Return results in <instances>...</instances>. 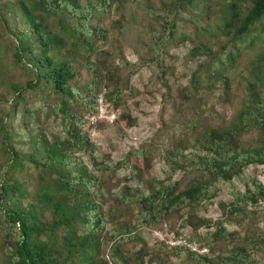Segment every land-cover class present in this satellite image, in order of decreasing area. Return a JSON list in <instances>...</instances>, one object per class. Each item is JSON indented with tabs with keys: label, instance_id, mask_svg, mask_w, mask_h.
<instances>
[{
	"label": "trees",
	"instance_id": "obj_1",
	"mask_svg": "<svg viewBox=\"0 0 264 264\" xmlns=\"http://www.w3.org/2000/svg\"><path fill=\"white\" fill-rule=\"evenodd\" d=\"M202 1H206L204 5L212 2L174 0L169 9L175 13ZM110 5L111 0H86L84 4L80 0H0V40L4 42L0 49V108L7 106L6 111L0 109V264H123V239L140 245L134 264H143L149 255L140 225L124 223L108 233L112 240L109 248L103 243L108 218L98 204L101 177L78 158L87 155L92 170L111 176L130 159L113 167L104 165L94 155L96 148L85 130L98 120V99L105 115L106 102L116 105L121 97L119 91L100 96L106 80L102 76L104 61L99 57L103 53L97 52V46L106 34L90 24L95 14H105ZM225 8L219 31L230 45L219 55L211 54L206 43L193 46L191 53L210 57L207 62L211 67L202 80L195 71L191 84L195 92L221 88V97L228 99L232 83L228 74L239 57L233 52V42L246 37L256 24L264 29V0H229ZM160 19L170 37L176 24ZM3 58L22 74V80L10 77ZM82 71L89 74L88 80L81 81ZM241 85L242 96L226 123L200 133L188 124L192 135L167 152L166 161L175 168L199 172L188 188L176 192L175 184L152 179L146 196L129 188L121 192V203L136 207L140 224L152 225L186 207L181 227L194 232L206 229L205 236L189 238L207 249L205 255L188 253L199 264H212L207 257L213 241L235 235L224 224L239 225L234 219L239 214L241 220L246 217V205L249 209L264 205V184L253 179L243 193L233 194L230 203L218 204V220L197 215L214 197L212 181L229 183L249 165L264 167V45L246 64ZM103 88L108 89L106 83ZM42 109L58 121L61 134L48 137L39 128ZM30 121L39 130L32 132ZM247 134L253 136L245 146L242 137ZM186 144L195 151L205 150L209 158L183 154ZM131 156L148 169L146 154ZM174 235L185 237L182 232ZM242 242L218 257V264H255L248 247L264 249V233L242 238Z\"/></svg>",
	"mask_w": 264,
	"mask_h": 264
},
{
	"label": "rangeland",
	"instance_id": "obj_2",
	"mask_svg": "<svg viewBox=\"0 0 264 264\" xmlns=\"http://www.w3.org/2000/svg\"><path fill=\"white\" fill-rule=\"evenodd\" d=\"M85 1L80 0V3L84 4ZM173 1L111 0L107 12L95 14L90 21V24L106 34L103 42L97 46V52L103 53L99 57L104 61L102 76L108 86V89L103 88L105 83L101 86L100 96L103 98L108 91H114L115 94L119 91L121 97L116 105L106 102V117L98 118L95 124L85 130L96 148L94 155L102 159L104 165L113 167L127 157L130 159L111 176L92 170L87 155H77L86 169L101 177L98 204L108 218L102 235L103 243L109 248L112 240L108 233L124 223L140 225L141 237L149 251L143 264H199L189 256L191 252L170 247L155 233L160 232L163 236L169 232H182L184 239L190 240L195 235L205 236L206 229L194 232L188 227H181L186 207L178 213L160 217L152 225L140 224L141 218L137 215L136 207L121 203V192L129 188L138 196H146L147 186L152 179L163 184H175L176 192L191 185L199 172L175 168L166 161L167 152L176 150L179 143L192 135L188 124H192L194 132L200 133L207 127L220 126L229 120L242 96L244 68L252 55L264 45V29L259 24L252 27L246 37L233 42V52L239 57L228 74L232 81L228 99L221 97V88L218 87L211 90L201 88L195 92L191 84L192 75L198 71L202 80L211 66L207 62L210 57L194 55L191 49L198 43H206L212 48L211 54L219 55L226 45H230L228 37L219 31L229 0H211L207 5H204L206 1L196 2L194 8L178 9L175 13L169 9ZM160 17L170 24H176L170 37L167 36L168 29L162 27ZM182 35L186 36L184 41ZM3 45L4 42L0 40L1 50L4 49ZM2 64L7 65L12 79L22 80V74L15 71L4 58ZM88 79L89 74L82 71L81 81ZM6 108L3 105L0 109L6 111ZM17 119L18 116L14 123ZM29 126L32 132L40 128L48 137L61 134L58 121L46 109L41 110L39 128L34 121H30ZM252 136L247 134L242 137L245 146L249 145ZM185 147L183 154L209 158L205 150L195 151L190 144ZM140 153L146 154L148 169L144 168L141 160L131 156ZM135 173L139 175L132 178ZM253 179L264 184V167L249 165L229 183L212 181L210 193L214 197L210 205L202 208L197 215L212 222L218 220L221 216L218 204L230 203L233 194L243 193ZM244 210V219L241 220L240 214L234 219L239 225H223L226 230L234 232L233 238L216 239L210 244L211 252L207 257L210 263L218 264V257L235 246H242V238L264 233V205L252 209L246 205ZM139 247V243L123 239L120 262L134 264ZM248 248L252 251L255 264H264V249Z\"/></svg>",
	"mask_w": 264,
	"mask_h": 264
},
{
	"label": "built area",
	"instance_id": "obj_3",
	"mask_svg": "<svg viewBox=\"0 0 264 264\" xmlns=\"http://www.w3.org/2000/svg\"><path fill=\"white\" fill-rule=\"evenodd\" d=\"M98 118H105L104 110L102 107V100L98 99ZM95 118H90V122L93 123ZM158 237H160L161 241L168 244L170 247L183 248L188 250L189 252L196 255H205L207 253V249L204 247H200L195 241L186 240L181 237H176L172 232L165 233L163 236L160 232L155 233Z\"/></svg>",
	"mask_w": 264,
	"mask_h": 264
}]
</instances>
